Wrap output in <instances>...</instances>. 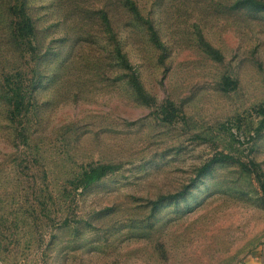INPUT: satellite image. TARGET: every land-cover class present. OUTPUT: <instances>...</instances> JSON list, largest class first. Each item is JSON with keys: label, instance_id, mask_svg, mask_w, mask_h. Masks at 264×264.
<instances>
[{"label": "rangeland", "instance_id": "374dc122", "mask_svg": "<svg viewBox=\"0 0 264 264\" xmlns=\"http://www.w3.org/2000/svg\"><path fill=\"white\" fill-rule=\"evenodd\" d=\"M133 1L162 48L122 0H0V264H241L264 243L250 164L264 178V11ZM16 3L34 24L33 55L13 35ZM104 14L148 101L114 68ZM5 77L34 85L14 121ZM168 102L183 119L163 121ZM220 156L231 159L198 175ZM95 164L117 169L75 191Z\"/></svg>", "mask_w": 264, "mask_h": 264}, {"label": "trees", "instance_id": "16d2710c", "mask_svg": "<svg viewBox=\"0 0 264 264\" xmlns=\"http://www.w3.org/2000/svg\"><path fill=\"white\" fill-rule=\"evenodd\" d=\"M18 1V0H15ZM240 5L243 7L253 8L255 10H263L264 11V2L258 0H237ZM124 3V7L128 11V13L132 16V18L136 21L142 22L146 26L147 34L149 41L157 48H162L161 41L159 36L152 26L149 20H146L141 15L138 6L133 0H122ZM10 11L14 17L13 20V35L15 40L25 49V51L29 52V54L33 55L36 48L33 45V38L35 36L34 24L29 17L25 7L21 3H16L14 6H11ZM100 26L103 27L104 35L107 37L108 43L112 46V51L110 53L111 59L114 62V68L116 70L122 71V75L126 84L130 87V89L134 92V94L142 101H148V97L143 89V85L139 79L137 72L133 70L125 53L122 50L120 42L117 40L116 35L113 32V25L111 24L110 18L104 14L100 18ZM18 75H15L17 78ZM4 89L6 92V100L9 105L10 111L9 116L12 121L16 120L20 116L28 113L30 107V97L31 92L33 91V84L23 86L18 83L16 87H11L10 79H4ZM231 87L229 82H225V89ZM161 113L163 115V121L166 123H172L176 117H180L183 119L184 117L181 115L180 110L175 107L172 103L168 102L161 107ZM261 113H264V110H261ZM264 129V119L260 122V124L255 129V135H259ZM22 132H18L17 134V142H20L22 145L26 144V138L23 137ZM254 137H251L253 139ZM228 159H231L229 156H220L214 157L205 163L199 170L198 175L203 176L207 174L211 167L215 163L223 162ZM252 165V171L257 176L258 181L261 183V189L264 191V178L263 174L257 170V164L254 162H250ZM243 167L249 170L246 164H243ZM117 166L111 164H95L88 165L83 168L77 175L74 180L73 188L75 191L79 189H87L115 171ZM185 191V190H184ZM184 191L170 195V196H162L160 197L154 204L158 205L167 200H175L177 197H181L184 195Z\"/></svg>", "mask_w": 264, "mask_h": 264}, {"label": "crops", "instance_id": "0c3cea01", "mask_svg": "<svg viewBox=\"0 0 264 264\" xmlns=\"http://www.w3.org/2000/svg\"><path fill=\"white\" fill-rule=\"evenodd\" d=\"M241 264H264V243L246 255Z\"/></svg>", "mask_w": 264, "mask_h": 264}]
</instances>
